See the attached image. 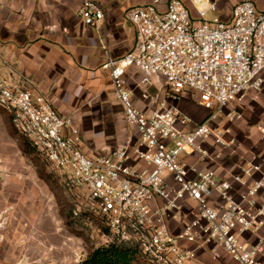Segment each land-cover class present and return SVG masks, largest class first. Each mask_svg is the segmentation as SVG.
I'll use <instances>...</instances> for the list:
<instances>
[{
	"label": "built area",
	"instance_id": "1",
	"mask_svg": "<svg viewBox=\"0 0 264 264\" xmlns=\"http://www.w3.org/2000/svg\"><path fill=\"white\" fill-rule=\"evenodd\" d=\"M80 2L86 26L105 21L103 0ZM193 5L196 14L181 0H152L126 11L135 49L119 59L108 56L105 68L137 141L89 155L73 114H61L45 95L1 76L0 108L54 171L88 192L108 244L134 245L149 264H190L207 247L217 260L224 252L235 264H264V160L256 152L243 155L239 172L226 180L199 166L241 151L221 124L243 120L241 106L264 87V11L242 0L228 20L208 19L218 11L217 0ZM132 67L142 74L145 101L155 100L154 76L164 79L165 93L148 112L136 107L127 88L125 73ZM190 92L205 109L216 107L203 122L171 101ZM257 127L264 142V124ZM188 204L193 218L172 232L170 219ZM248 234L257 235L256 242L245 240Z\"/></svg>",
	"mask_w": 264,
	"mask_h": 264
},
{
	"label": "crops",
	"instance_id": "2",
	"mask_svg": "<svg viewBox=\"0 0 264 264\" xmlns=\"http://www.w3.org/2000/svg\"><path fill=\"white\" fill-rule=\"evenodd\" d=\"M151 1L103 0L105 21L86 26L79 16L80 0H0V76L22 89L45 95L61 114H73L82 135L83 150L89 155L109 154L123 147L128 139L137 141L138 131L125 120L124 107L114 94L105 64L108 56L119 59L135 49L136 32L126 18V11ZM181 1L196 14L193 0ZM240 1L217 0L220 15L213 18L228 20L232 8ZM249 1L264 11V0ZM141 79L142 74L134 67L125 73L134 104L139 110L148 112L157 105L165 83L162 84L158 75L154 76L156 86L150 92L155 100L150 102L141 98ZM260 94L257 107L251 100L241 106L243 120L221 124L231 130L230 136L241 142V151L229 152L216 164L202 162L200 168H213L219 179L226 180L239 172L237 163L248 152L255 151L264 160V143L257 127L264 124V88ZM178 103L195 123L206 119L207 114L200 115L196 111V103L182 99ZM190 160L194 162L195 159L191 157ZM3 170L7 177L1 179L5 181L9 180L11 171L19 172V168L8 164ZM3 206L0 199V264H7L2 251L9 249L6 235L10 229V208L2 209ZM193 212V205L188 204L174 213L169 221L172 232L181 231L193 218ZM257 237L248 234L245 240L256 242ZM184 245L196 248L193 244ZM190 264L235 263L224 252L220 260L213 258L207 247L198 249Z\"/></svg>",
	"mask_w": 264,
	"mask_h": 264
},
{
	"label": "rangeland",
	"instance_id": "3",
	"mask_svg": "<svg viewBox=\"0 0 264 264\" xmlns=\"http://www.w3.org/2000/svg\"><path fill=\"white\" fill-rule=\"evenodd\" d=\"M219 15V12H210L207 18ZM163 85L160 96L165 93ZM260 95L247 100L257 107ZM181 99L196 103L195 109L200 115L209 117L216 111V107L205 109L195 92ZM179 100L171 101L179 107ZM31 146L15 131L10 116L0 108V199L2 209L10 208V229L6 235L9 249L2 251L3 257L7 264H86L92 250L108 245L105 227L95 213L88 192L74 188ZM6 164L19 168L18 173L11 171L8 181L1 179L7 177L3 170ZM133 264L149 263L138 254Z\"/></svg>",
	"mask_w": 264,
	"mask_h": 264
},
{
	"label": "trees",
	"instance_id": "4",
	"mask_svg": "<svg viewBox=\"0 0 264 264\" xmlns=\"http://www.w3.org/2000/svg\"><path fill=\"white\" fill-rule=\"evenodd\" d=\"M22 137L25 138L24 136ZM26 140L31 146L28 139ZM104 229L107 234L108 230L106 228ZM138 254H140V252L134 245L108 244L92 250L86 264H133Z\"/></svg>",
	"mask_w": 264,
	"mask_h": 264
}]
</instances>
